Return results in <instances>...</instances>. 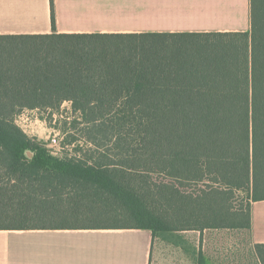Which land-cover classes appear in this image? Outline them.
Wrapping results in <instances>:
<instances>
[{
    "label": "trees",
    "instance_id": "1",
    "mask_svg": "<svg viewBox=\"0 0 264 264\" xmlns=\"http://www.w3.org/2000/svg\"><path fill=\"white\" fill-rule=\"evenodd\" d=\"M25 111L80 126L60 143L76 152L27 135ZM234 190L244 212L225 205ZM258 200L264 0L247 31L0 35V229L250 230Z\"/></svg>",
    "mask_w": 264,
    "mask_h": 264
},
{
    "label": "crops",
    "instance_id": "2",
    "mask_svg": "<svg viewBox=\"0 0 264 264\" xmlns=\"http://www.w3.org/2000/svg\"><path fill=\"white\" fill-rule=\"evenodd\" d=\"M248 29L249 0H0V35ZM250 215L252 242L264 243V200ZM152 239L137 228L0 229V264H149Z\"/></svg>",
    "mask_w": 264,
    "mask_h": 264
},
{
    "label": "rangeland",
    "instance_id": "3",
    "mask_svg": "<svg viewBox=\"0 0 264 264\" xmlns=\"http://www.w3.org/2000/svg\"><path fill=\"white\" fill-rule=\"evenodd\" d=\"M67 105L64 103L62 107ZM59 114L67 115L64 110L59 111ZM59 114H54V117H58ZM38 116V112L25 111L18 116L16 123L27 135L45 142L49 147H51L49 144L52 137L59 139L58 145L53 146L55 148L51 147L54 151L57 148L60 149L57 155L63 152L68 154L76 152L73 150L75 146L66 145L61 148L60 143L64 131L74 132L77 137H80V126L74 129L69 124L47 123ZM34 117H38V120L35 121ZM83 147L87 146L83 145ZM26 155L30 157L32 154L27 152ZM231 193L232 197L225 202L227 208L244 212L250 203L247 192L234 190ZM176 233L153 237L149 264H260L249 229L213 228L205 229L201 233L195 230Z\"/></svg>",
    "mask_w": 264,
    "mask_h": 264
},
{
    "label": "built area",
    "instance_id": "4",
    "mask_svg": "<svg viewBox=\"0 0 264 264\" xmlns=\"http://www.w3.org/2000/svg\"><path fill=\"white\" fill-rule=\"evenodd\" d=\"M58 140L59 139H57L56 137H52L51 139H50V146L52 147V148H55V147H53V146H56V145H58Z\"/></svg>",
    "mask_w": 264,
    "mask_h": 264
}]
</instances>
